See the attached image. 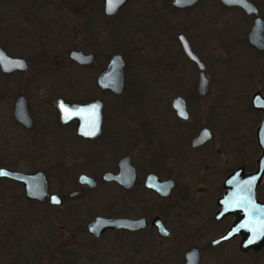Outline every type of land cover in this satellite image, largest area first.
<instances>
[{"label": "flooded vegetation", "instance_id": "1", "mask_svg": "<svg viewBox=\"0 0 264 264\" xmlns=\"http://www.w3.org/2000/svg\"><path fill=\"white\" fill-rule=\"evenodd\" d=\"M90 1L98 3L97 12L105 17H112L118 13L127 2L126 0L113 14H105L101 0L100 3L97 0ZM90 1H85L84 6ZM201 1L196 0L186 7H175L170 1L172 8L169 9L175 11L173 19L177 30L173 32L174 47L168 59L175 58L179 62L178 68L175 64L179 75L171 78L163 72L162 85L169 89H161L160 99L150 98L141 111L133 113L120 103L122 99H127L131 95H124L126 91L123 72L119 91L112 89V82L104 87L100 85L102 71L110 58L119 53L106 54L101 52V49L95 51L84 47L70 48L66 51L64 57L67 62L78 69L77 87L69 80L51 83L50 95L46 98L41 94L40 102L33 103L38 107L40 104L44 105L48 109L44 112L45 123H40L44 131L40 132L39 137L42 138L41 133L45 134L44 139L52 145L51 150L49 149L44 158L34 156L29 159L15 158L5 165H0V168L18 173L41 172L45 180V194L38 199L27 195L20 181L0 176L1 264H23L17 248L27 237L43 240L40 256H43L45 249L49 264L54 263L56 259L59 260L60 256L63 264L69 263L67 257L75 253L68 249L66 223L70 201L73 200H81L80 203L89 205L103 203L104 207L109 209V215L95 214L82 227L83 232H86L91 240H97L108 232L114 234L116 238L120 237L118 242H126L131 247L140 242L145 243V246L149 242H155L152 246L157 244L160 247L162 240L169 238L199 240L208 235L206 246L210 248L235 242L236 249L232 250L238 256L248 253L258 255L264 251V244L257 250L243 249L242 241L248 233L242 228L229 238L211 244L215 238L229 231L236 221L231 213H225L220 218L214 217L218 208L217 200L225 191V179L237 173V179L233 180V183L243 185L246 175L256 169L257 159L261 154L256 139V128L262 120L263 113L260 109L252 107L251 97L257 92L264 98V86L259 85V88H255L247 95L240 89L224 88L218 95L219 99H214L212 78L207 72L212 51L204 44L202 38L210 36L211 29L207 28L204 36L200 33L203 31L198 25V19L207 15L209 11L202 7L197 8ZM248 1L255 7L256 16L263 23L261 33L264 36V13L263 16L259 15L260 0ZM220 4L237 8L251 19L246 33V45L254 52H264V47L257 48L248 40L255 15L246 14L238 6ZM0 6L13 11L14 3L10 0H0ZM198 9L201 13L196 15ZM98 13L94 11L93 14ZM11 18L7 14H0V32L3 34L0 49L10 58L23 59L25 68L9 71L0 69L2 81H5L7 76L26 74L31 63L29 57L21 54V50L24 48L26 51L28 47L25 48L24 44L15 39V35L9 33ZM178 36L185 39L189 51L203 65L202 82L198 76L197 63L188 57ZM71 50L90 54L91 60L76 62L68 56ZM119 55L124 68V57ZM36 75L29 73V76ZM25 85L30 87L33 82L27 81ZM32 93L10 91L6 96L7 110L2 115L6 117V125L3 126L5 135L11 129H18L24 134H35V116L38 111L32 104L31 96L34 92ZM232 97H238L233 98L237 105L224 107L222 136L215 139L213 129L215 102L218 107V101L223 103L226 99L230 101ZM58 100L79 105L97 102L100 120L96 135L92 137L78 135L76 127L79 120L74 117L61 121L55 107ZM18 104L24 107L29 125L23 123L18 111L15 113ZM150 118H153V122L143 125ZM31 137L33 142H38V135ZM107 155L110 157L108 156L109 165L106 166L102 162L103 157L107 159ZM105 173L112 174L114 178L110 180L102 178ZM52 178H55L54 184ZM32 182L37 186L36 181ZM51 195L56 198L51 200ZM254 195L256 199L264 202V171L255 187ZM239 203L242 205V202ZM182 204L189 207V221L179 216L180 211L177 209ZM40 207L48 210L46 215L38 213ZM167 207L176 222L167 218L165 213ZM54 212L59 213L57 219L61 223L57 229L51 227ZM201 212L202 214L206 212L205 222L196 218ZM96 216L128 219L138 223L132 228L104 229L99 235L93 236L87 231L86 224ZM159 229L165 230V233H160ZM191 247L197 249L200 260L202 248L190 243L185 248H176V252L182 254L183 263L184 255Z\"/></svg>", "mask_w": 264, "mask_h": 264}, {"label": "rangeland", "instance_id": "2", "mask_svg": "<svg viewBox=\"0 0 264 264\" xmlns=\"http://www.w3.org/2000/svg\"><path fill=\"white\" fill-rule=\"evenodd\" d=\"M10 1L14 3L13 11L0 6V14L12 17L9 33L15 35V39L24 44L25 48L28 47L26 51L23 48L21 54L29 57L31 63L26 74L7 76L5 81L0 80V165H5L15 158L29 159L31 156L44 158L49 149L51 150L52 145L44 139L45 134L41 133L42 138L39 137L40 132L44 131L40 123H45L44 112L48 109L44 105L40 104L38 107L33 103L40 102L41 94L46 98L50 95L51 83L69 80L77 87L78 69L64 57L68 49L84 47L95 51L101 49V52L106 54L115 52L121 54L124 57L122 71L126 91L124 95H131L127 99H122L120 103L133 113L143 110L150 98L160 99L161 89H169L162 85L163 72L171 78L179 75V71L176 72L175 69V64L178 68L179 62L175 58L168 59L174 47L173 32L177 30L173 19L175 11L169 9L172 8L171 0H127L121 10L112 17L98 13V3L90 0H87L90 2L85 6L86 0ZM259 5V15H262L264 0H260ZM199 7L209 11L207 15L198 19V25L203 31L200 33L204 36V31L207 28L211 29L210 36L202 38L204 44L212 51L207 72L212 78L214 99H219L218 95L224 88L240 89L247 95L255 88H259V85L264 86V52L249 50L245 42L251 19L237 8L222 6L217 0H202L197 5V8ZM94 11L98 15H94ZM200 13L198 9L196 15ZM2 35L0 32V43ZM29 73L38 76H29ZM27 81L33 82V88L25 85ZM10 91L34 92L31 96L32 104L38 111L35 116V134H24L18 129L8 130V134H4L6 117L2 115L7 110L5 99ZM233 98L238 97H232L230 101L226 99L223 103L218 101V107L215 102L213 109L215 139L222 136L224 107L237 105ZM152 122L153 118H150L143 125ZM33 135H38L37 143L33 142L31 137ZM108 156L107 159L103 157V165H109ZM52 179L54 184L55 178ZM79 201L81 200L70 201L68 210L66 223L68 249L75 254L73 257L69 254L67 264H182V254H178L176 248H185L190 243L202 248L199 264H264V251L258 255L248 253L238 256L232 250L236 249L235 242L218 248L207 247L208 235L199 240L169 238L162 240L160 247L157 244L152 246L155 242H149L147 246L140 242L131 247L126 242H118L121 238H116L114 234L108 232L97 240H91L86 232H83L82 227L95 214L109 215V209L104 207L103 203L89 205ZM183 205L177 209L180 211L179 216L189 221V207ZM47 212L45 208H38L40 214L46 215ZM58 212L53 213L51 227L54 229L61 224L57 219ZM165 213L170 221H174L168 207ZM196 218L205 222L206 212L197 214ZM1 233L0 223V244ZM42 249L43 240H34L32 237H27L17 248L23 264H49L45 249L43 256H40ZM61 257L50 264H63Z\"/></svg>", "mask_w": 264, "mask_h": 264}, {"label": "water", "instance_id": "3", "mask_svg": "<svg viewBox=\"0 0 264 264\" xmlns=\"http://www.w3.org/2000/svg\"><path fill=\"white\" fill-rule=\"evenodd\" d=\"M103 3V12L105 14H113L119 7H121L126 0H119L115 4L114 8L110 11L108 0H101ZM196 0H171V4L175 7H186L193 4ZM223 5L228 6H238L246 14L252 13L254 16L251 29L248 33L249 42L262 49L264 47V36L262 35L263 23L261 19L256 16L255 7L248 0H219ZM182 42V46L193 61L197 63L199 68L200 82L204 80L203 78V65L199 60L193 55L188 48L185 39L178 36ZM68 56L76 62H88L91 60L90 54H84L77 50H71ZM16 68L24 69L25 62L23 59L10 58L0 49V69L4 71L13 70ZM122 68L123 61L119 54L113 55L106 68L101 73V78H99L100 85L104 87L105 85H110L112 82V89L119 91L121 89L122 82ZM23 104V103H22ZM19 105V104H18ZM17 105L15 113L18 111L21 116L23 123L28 124L29 119L26 116L24 107L20 104ZM251 105L254 108H258L262 111L263 116L260 124L256 128V139L260 146L261 154L257 159V166L253 173L246 175L244 184L233 183V180L237 179V173H233L224 181L225 191L222 196L217 200V210L214 214L215 218H220L225 213H231L236 218L234 225L231 226L230 230L223 235L215 238L211 241V244H216L222 240H225L232 236L234 233L238 232L239 228L245 229L248 233L245 239L242 241L243 249H260L264 244V202L256 199L254 195V190L256 185L260 182L261 175L264 171V98H262L257 92L251 97ZM55 107L58 111L59 118L61 121H66L68 118H76L78 121L76 132L81 136L92 137L96 135L99 131V116L100 111L98 108V103L95 101L89 102L84 105H79L75 103H67L58 100L55 103ZM95 117L97 128L94 135H86L87 131L91 130V121ZM0 172L4 173L0 176L10 177L15 180L20 181L25 189L27 195L41 199L42 195L45 194V180L41 172L34 174H24L13 172L7 169L0 168ZM102 178L106 180L113 179L114 176L109 173L103 174ZM32 181L37 182V186H34ZM56 198L54 195L50 196L53 200ZM239 202H242L240 205ZM137 221H132L128 219H111L96 216L92 218L87 224V231L93 236L99 235L104 229L108 228H132L137 225ZM248 225V227H242V225ZM160 233H165V230L159 229ZM256 239L253 240V236ZM252 240L251 243L249 241ZM183 264H199V254L195 247H191L184 255Z\"/></svg>", "mask_w": 264, "mask_h": 264}, {"label": "snow or ice", "instance_id": "4", "mask_svg": "<svg viewBox=\"0 0 264 264\" xmlns=\"http://www.w3.org/2000/svg\"><path fill=\"white\" fill-rule=\"evenodd\" d=\"M118 2H119V0H108L109 10L111 11L114 8L115 4ZM181 114H183V113H181ZM96 128H97L96 119H95V117H93V119L91 121V130L87 131L85 134L86 135H94ZM3 174L4 173L0 172V175H3ZM56 202H58V201H56ZM242 227H248V225L245 224V225H242ZM254 239H256L255 235L253 236V240ZM251 242H252V240L249 241V243H251Z\"/></svg>", "mask_w": 264, "mask_h": 264}, {"label": "trees", "instance_id": "5", "mask_svg": "<svg viewBox=\"0 0 264 264\" xmlns=\"http://www.w3.org/2000/svg\"><path fill=\"white\" fill-rule=\"evenodd\" d=\"M87 1V0H86ZM99 2V0H97ZM218 2V0H217ZM100 3V2H99ZM71 256L70 257H73V253L70 254ZM71 261H74V259H71Z\"/></svg>", "mask_w": 264, "mask_h": 264}]
</instances>
